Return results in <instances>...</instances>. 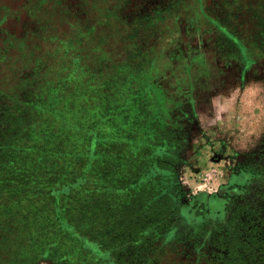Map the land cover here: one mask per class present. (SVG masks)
Segmentation results:
<instances>
[{
  "label": "rangeland",
  "instance_id": "374dc122",
  "mask_svg": "<svg viewBox=\"0 0 264 264\" xmlns=\"http://www.w3.org/2000/svg\"><path fill=\"white\" fill-rule=\"evenodd\" d=\"M258 2L0 0V87L10 97L26 88V100L38 86L44 92L43 83L49 98L72 89L59 108L65 105L67 118L80 110L90 120L92 96L74 86L112 75L108 89L141 105L108 112L100 121L104 135L147 145L141 153L153 161L139 180L172 199L160 210L166 216L141 225L145 231L132 242L121 229L120 241L102 236L105 248L97 251L72 238L53 199L10 188L12 206L0 198V209L15 212L11 245L21 237L32 244L21 264L57 257L72 264H251L248 245L218 239L234 216L244 221V211L264 208V48L249 24L250 8L264 9ZM98 67L104 70L96 75Z\"/></svg>",
  "mask_w": 264,
  "mask_h": 264
},
{
  "label": "trees",
  "instance_id": "16d2710c",
  "mask_svg": "<svg viewBox=\"0 0 264 264\" xmlns=\"http://www.w3.org/2000/svg\"><path fill=\"white\" fill-rule=\"evenodd\" d=\"M258 3L262 4L260 0ZM249 8L246 6L244 10ZM250 12L249 24L254 28L258 45L264 48V9L250 8ZM88 31L91 32L85 28L83 35H88ZM103 67H98L95 74L103 72ZM85 75L88 76L87 72ZM110 77L102 75L95 83L87 79L88 84L80 80V84L74 86L75 92L92 96L91 121L80 110L75 112V115L80 113L75 119L67 118L69 112L62 109L65 105L60 104L59 108L64 92L72 89L49 98L46 89L50 84L43 83L47 87L45 91L38 86L40 91L26 100L21 98L26 88L16 90L10 97L11 93L0 87V111L4 113L0 115V198L12 206L6 192L10 188H27L31 193L39 190L44 203L55 201L60 219L73 230L72 238L80 247H96L97 251L105 248L102 236L108 235L114 245L115 241H120L122 235L118 232L121 229L129 234L124 239L132 242L145 231L141 225L166 216L167 212L160 210L164 206L167 210L172 200L166 194H154L148 181L139 180L143 170L153 161L146 155L143 158L141 153L147 150V145L137 148V144L127 141L125 136L110 133L109 139L104 135L100 121L108 112L133 110L141 105L132 94L121 99L116 97L118 88L113 85L108 89ZM49 123H55V127L52 129ZM14 213L5 207L0 209V264H21L22 257L32 247L25 237L11 245L15 237L9 233L12 227L9 217ZM244 216V221L234 216L232 221L236 222L226 228L218 240L231 248L248 245L246 250L252 256L251 264H264V208L259 206L256 211H244ZM136 223L139 226L132 227ZM107 225L110 232H107ZM7 245H11L9 249ZM87 251L91 250L87 248ZM46 254L56 255L47 247ZM225 256L231 260L233 255L226 253ZM77 257L83 260L82 256ZM53 264L72 263L57 257Z\"/></svg>",
  "mask_w": 264,
  "mask_h": 264
}]
</instances>
